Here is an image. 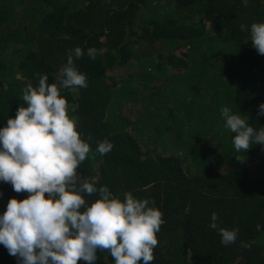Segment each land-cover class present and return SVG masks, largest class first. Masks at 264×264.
Wrapping results in <instances>:
<instances>
[{"label": "trees", "instance_id": "obj_1", "mask_svg": "<svg viewBox=\"0 0 264 264\" xmlns=\"http://www.w3.org/2000/svg\"><path fill=\"white\" fill-rule=\"evenodd\" d=\"M253 23H264V0H0V128L80 47L88 87L62 91L91 147L77 171L121 200L155 202L164 223L151 264H264V176L252 174L264 146L236 152L221 117L228 107L264 127ZM105 140L113 148L100 155ZM0 194V214L29 195L2 182ZM213 213L238 230L234 243L209 227ZM0 264H18L3 245ZM96 264L115 261L97 250Z\"/></svg>", "mask_w": 264, "mask_h": 264}, {"label": "clouds", "instance_id": "obj_2", "mask_svg": "<svg viewBox=\"0 0 264 264\" xmlns=\"http://www.w3.org/2000/svg\"><path fill=\"white\" fill-rule=\"evenodd\" d=\"M247 6L248 0H242ZM241 31H247L241 25ZM249 41L264 56V23H253ZM89 49L88 54L93 55ZM84 55L80 47L70 50L58 76L39 78L23 93L26 107H19L15 118L0 128V182L10 184L16 193H28L23 200L12 198L0 214V245L18 264H96L97 250L108 251L115 264H151L158 244L156 234L164 223L154 201L138 199L131 192L123 199L97 180L78 173L88 158L90 144L81 138L77 120L68 114L62 91L87 88V77L75 66ZM264 116V104L259 105ZM225 128L232 134L236 152H247L253 145L264 146V127L249 125L247 118L221 109ZM113 144L97 145L100 155ZM2 195V194H0ZM97 198L88 203L86 197ZM209 227L218 230L221 243L237 239V229L219 226L213 213Z\"/></svg>", "mask_w": 264, "mask_h": 264}, {"label": "rangeland", "instance_id": "obj_3", "mask_svg": "<svg viewBox=\"0 0 264 264\" xmlns=\"http://www.w3.org/2000/svg\"><path fill=\"white\" fill-rule=\"evenodd\" d=\"M129 119H130L129 121H131V122L133 121V119H131V118H129ZM252 174H254V175L255 174H262V176H264V164L259 159L255 160L252 163ZM0 211H2V210H0Z\"/></svg>", "mask_w": 264, "mask_h": 264}]
</instances>
